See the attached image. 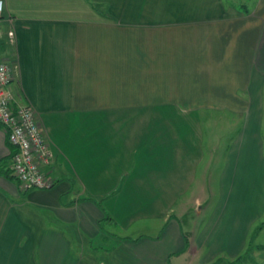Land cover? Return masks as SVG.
I'll return each mask as SVG.
<instances>
[{
  "label": "crops",
  "instance_id": "crops-1",
  "mask_svg": "<svg viewBox=\"0 0 264 264\" xmlns=\"http://www.w3.org/2000/svg\"><path fill=\"white\" fill-rule=\"evenodd\" d=\"M3 1L8 90L40 122L55 186L23 192L7 177L15 150L0 130V264H193L202 251L218 258L206 264H235L252 242L256 257L239 264H264V0ZM216 116L239 118L242 134L224 133L219 179L198 185L204 156L218 152L200 123ZM178 202L184 217L209 207L197 232L173 215ZM105 220L158 228L116 238Z\"/></svg>",
  "mask_w": 264,
  "mask_h": 264
},
{
  "label": "built area",
  "instance_id": "built-area-1",
  "mask_svg": "<svg viewBox=\"0 0 264 264\" xmlns=\"http://www.w3.org/2000/svg\"><path fill=\"white\" fill-rule=\"evenodd\" d=\"M5 13V3L0 0V21ZM13 44L14 34L10 33ZM0 62V130L8 134L10 145L16 153L12 159L14 176L23 192L50 190L55 180L46 168L54 160V153L48 144L34 110L18 106L8 87L12 81L14 66Z\"/></svg>",
  "mask_w": 264,
  "mask_h": 264
},
{
  "label": "rangeland",
  "instance_id": "rangeland-1",
  "mask_svg": "<svg viewBox=\"0 0 264 264\" xmlns=\"http://www.w3.org/2000/svg\"><path fill=\"white\" fill-rule=\"evenodd\" d=\"M13 45V44H12ZM0 62H10L11 64L14 62V61H10V60H0ZM10 64V65H11ZM13 66V64H12ZM219 116H216L214 118H211L210 119V122L209 123H200V127H201V130L203 131V129L207 130L211 135L215 134L216 135V138L212 139L209 143H208V147L212 146L213 142H217V148H218V152L212 156H209L210 159H213L212 162H208L205 161V159L207 158L206 156H204V159L202 160V164L199 166V170L197 169L196 170V176H197V181L196 183L199 185L201 184L203 181L201 179V176H204L205 177V184L207 186H209L210 184H212V182H214V179L218 180L219 178H216L215 175L216 174H219L217 170H221V168H224L223 166H220L221 164H224V154H222L224 152V149L226 148V145L229 143L230 144V139L228 138H225V134L227 132L228 136L229 137H237L239 138L240 135L242 134V131H241V125L239 123V127L237 126L238 125V122L240 121L239 118L236 119V123H234L233 121H231L232 123L230 124V120L228 118H218ZM143 119V118H142ZM183 120V122H179V129H183L185 130L186 132H190L192 133L193 132V129L195 128V125H194V122L190 119V118H181ZM142 121V120H140ZM148 122H145L146 124H144V126H148L149 125V122H151L152 120L150 118H148L147 120ZM170 122L171 123H168V125L172 126V120L170 119ZM140 122L137 123L138 127L140 126L139 124ZM144 123V122H143ZM153 124V122H151ZM225 123H228V125H230V128H228V126H226ZM177 125V124H175ZM159 127H163L164 124H159L158 125ZM138 130H140V128H138ZM164 130V128H163ZM187 137V134L185 135ZM190 140H188L187 138H185V144L187 145V142H189ZM195 141V140H194ZM231 141H234V140H231ZM212 157V158H211ZM205 161V162H204ZM199 171V173H198ZM244 174H247L248 175V180H249V183L247 185V193L249 195H254L257 193V191L254 189V184H255V181H254V177L257 176L258 172L256 171H253V170H250L248 171L247 173L244 172ZM247 183H243V186H246ZM238 189H241L239 187H236ZM173 190V186H168L167 188V194L171 196V192ZM191 192H189L186 196H184L186 199L188 198L189 194ZM194 195L191 194L189 197L190 199L193 197ZM177 199H180V197H178L177 195H175L174 198ZM171 198V197H170ZM169 202V201H168ZM172 204H175V203H168L167 206L169 205V207L172 205ZM187 208V207H185ZM208 206L205 207L204 209V213L207 212L208 210ZM173 211L175 212L173 215L176 216V218L180 219L179 222L181 223L182 225V228L183 230L186 232V233H189V234H193L194 232H197L199 230V227L202 223V221L204 219H201L203 215H205L204 213H202V216H200L199 214H197V209L195 210L194 207L192 206V209H188V211L186 212V217H184V208L181 207L180 205V202L177 203L176 206H174L173 208ZM184 209V210H183ZM112 225L113 224H110L107 220L103 221L101 227L103 228L104 232L105 233H111V234H114L116 235V238H120V237H131L132 239H137L138 237H145V236H151L153 232H155L157 230V226L153 225V224H148L147 222L145 223V226H141V225H138V226H135L131 231H123L122 229L115 227V230L114 228L112 229ZM114 226V225H113ZM159 227H160V223H159ZM197 229V230H196ZM114 230V231H113ZM106 237L109 238L110 235H104L103 236V239L102 240H106L104 239ZM256 241V238L254 239ZM111 243V241H106L105 244L109 245ZM251 243V242H250ZM252 244V245H251ZM249 246L250 247V250H249V257H256V252H255V249H256V246L254 242H252ZM247 253V252H246ZM193 256L191 257V263L193 264H206V263H212V262H217L218 261V258H216L215 260H211V262H206L205 261V252L202 251L198 254H192ZM183 258H190V255L187 254V255H182ZM248 257V256H247ZM107 258V257H106ZM182 259V258H181ZM226 259L227 261L231 260L230 257L226 256ZM223 259V260H224ZM250 259V258H248ZM182 260H185V259H182ZM173 261V264H175L176 262V259H172ZM249 264H252V263H249ZM253 264H256L255 262Z\"/></svg>",
  "mask_w": 264,
  "mask_h": 264
},
{
  "label": "trees",
  "instance_id": "trees-1",
  "mask_svg": "<svg viewBox=\"0 0 264 264\" xmlns=\"http://www.w3.org/2000/svg\"><path fill=\"white\" fill-rule=\"evenodd\" d=\"M9 45H11V44H9ZM12 46V45H11ZM7 58H8V60H10L11 62L12 61H14L15 62V58H14V55H13V52L12 51H9V54H8V56H7ZM12 63L13 64V66H15V63ZM13 148V147H12ZM14 149V148H13ZM15 150V149H14ZM15 153H16V151H14L13 153H12V156H10V160H11V163H12V159H13V157H14V155H15ZM6 175H7V177L9 178V179H11V180H14V181H16L17 182V180H16V178H15V176H14V173H13V170H12V164H11V169L10 170H8V171H6ZM29 192V191H28ZM113 251V249H108L107 250V252L108 253H110V252H112ZM249 250L247 251V253L246 254H244L242 257H239L238 259H237V261H235L234 263L235 264H239L243 259H245V258H249ZM248 256V257H247Z\"/></svg>",
  "mask_w": 264,
  "mask_h": 264
}]
</instances>
